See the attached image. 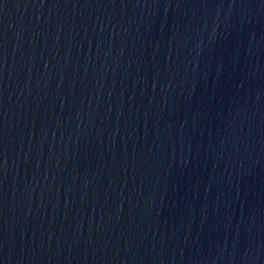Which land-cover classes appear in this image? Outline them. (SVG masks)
<instances>
[{
	"label": "water",
	"instance_id": "obj_1",
	"mask_svg": "<svg viewBox=\"0 0 264 264\" xmlns=\"http://www.w3.org/2000/svg\"><path fill=\"white\" fill-rule=\"evenodd\" d=\"M0 264H264V0H0Z\"/></svg>",
	"mask_w": 264,
	"mask_h": 264
}]
</instances>
